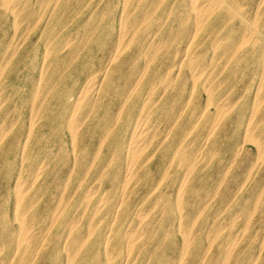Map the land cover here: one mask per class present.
Returning a JSON list of instances; mask_svg holds the SVG:
<instances>
[{"label": "bare ground", "instance_id": "obj_1", "mask_svg": "<svg viewBox=\"0 0 264 264\" xmlns=\"http://www.w3.org/2000/svg\"><path fill=\"white\" fill-rule=\"evenodd\" d=\"M60 1L0 0L13 17L12 43L31 24L18 16L44 9L49 21L66 8L68 0ZM144 1H116L111 17L99 11L83 44L68 34L69 50L56 52L67 66L49 72L44 48L40 77L21 98L28 110L23 132L12 134L18 113L0 108V176L9 178L0 193V264L256 263L240 256L237 237L219 240L224 220L204 211V199L195 204L200 211L183 206L198 163L213 155L216 134L238 105L229 80L243 62L259 70L243 141L260 121L264 48L255 53L261 38L253 35L264 0ZM101 6L108 9L106 0ZM235 13L248 21L237 35L228 25ZM55 30L44 25L46 39ZM202 44H210L208 59L198 51ZM12 45L1 57L15 54ZM2 74L3 66L0 89Z\"/></svg>", "mask_w": 264, "mask_h": 264}, {"label": "rangeland", "instance_id": "obj_2", "mask_svg": "<svg viewBox=\"0 0 264 264\" xmlns=\"http://www.w3.org/2000/svg\"><path fill=\"white\" fill-rule=\"evenodd\" d=\"M62 1L59 3L60 7H62ZM98 1L68 0V3L65 2L66 5L63 4V7L66 8L56 13L55 17L53 15L49 21L48 14L42 13L44 9L41 11L39 9L34 10V14L26 19L18 16L17 18L20 21H24L23 23L29 22L31 24L29 27L20 28L13 43L11 21L13 17L10 16L9 10L4 11L6 6L0 4V52L4 50V47L13 44L12 49L13 53H15L9 54L10 56L6 58L0 55V69L3 66L2 78L5 83L0 89L3 104L0 108H3L5 112L15 110L18 113L17 116H19L18 123L13 126L12 134L17 135L24 131L22 126L25 125L28 110L25 103H22L21 98L29 95L32 88L31 85L39 79L43 60L45 59V50L48 48L51 51V56H48V59H52V63L47 69L49 72H51L52 67H59L58 65L61 64L67 66L69 65V60L64 59L65 57L62 56L59 57L56 52H60L63 55L67 53L70 46L66 43L64 44V42L67 37H70L68 34L71 35L70 33L75 32V36H73L75 41L71 40L72 44H83L84 37L91 36L94 32L90 28L91 25H88V21L94 18L99 11L103 10L101 13L110 15V17L112 14H118L114 11L117 9L119 0H106L108 9H102V6L97 7ZM147 1L145 0L143 3L146 4ZM251 2L252 0H241L240 4L244 6L249 5ZM9 6L11 7L12 4ZM73 8L74 11H70ZM111 9H114V11H110ZM236 14L232 21H228V25L233 28V34L237 35L241 29L239 24L248 21L244 20L241 15ZM65 22H68V27L64 31L61 29V32H59L57 28H59L61 23ZM112 23L116 30L118 20L114 18ZM258 23L260 26L259 31L255 32L253 36L254 38L260 37L261 43L258 45L254 44L257 46L255 53L258 52V48L259 50L264 48V14L260 17ZM32 24L35 25L33 26ZM44 25L56 28L53 37L49 38V40L44 36ZM209 45L202 44V47L198 49V51L202 50V52H199L207 59L212 55V49ZM247 46L249 49L253 44H248ZM251 56L254 57L253 55ZM251 56L248 54L246 57L251 58ZM228 73L226 70L221 76L223 77ZM258 73L257 67L246 65L243 62L237 74L232 76V80H229L234 82L231 84V89H234L232 95L234 97L238 96V105L229 113L227 124L221 130V133L216 134L212 147L213 155L207 156L203 162L198 163V169L194 172L189 188L185 190L183 207L186 211L194 210V208L200 211L195 204L197 201L204 199L207 202V207L204 211L206 213L211 211L210 214H212L213 218L224 220L225 228L219 231V240L221 241L223 238L232 240L237 237L238 240H236L237 243L235 245L239 247L240 256L250 257L251 262H256L255 264H264V214L262 212L264 210V186H262L264 185V156H260L259 148L251 140L259 137L257 141L264 142V99L258 115L260 121L253 129L254 136L251 135L253 138L250 139L249 135V138L247 137L243 141L245 137L243 131L244 121L246 114L254 105V91L258 82ZM261 90H264V86ZM201 99L199 98L196 102H201ZM241 144H244V146L239 149ZM235 151H237L236 156L234 155ZM225 165H227L226 168H224ZM18 166L17 163L14 169ZM8 182L9 178L5 180L3 176H0V193L7 189ZM257 197L262 200V203L255 205ZM247 201L248 204L246 203ZM234 214L235 216H233ZM240 221L243 222L241 223ZM243 232H246V234L244 235ZM219 240H215V245L211 249L212 254L217 255L219 253ZM205 243L204 241L202 245H205Z\"/></svg>", "mask_w": 264, "mask_h": 264}]
</instances>
